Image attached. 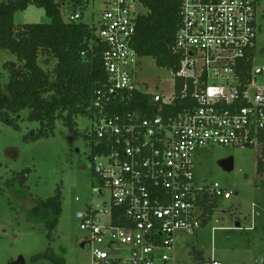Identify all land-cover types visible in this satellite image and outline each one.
Returning <instances> with one entry per match:
<instances>
[{"label":"built area","instance_id":"built-area-1","mask_svg":"<svg viewBox=\"0 0 264 264\" xmlns=\"http://www.w3.org/2000/svg\"><path fill=\"white\" fill-rule=\"evenodd\" d=\"M102 2L97 37L106 48V79L87 117L95 140V192L109 200L77 215L91 264H167L174 262L175 233L195 234L209 200L233 196L221 183L197 176V153L209 145L261 146L264 83L257 78L264 75V60L257 62V38L264 30V0H180L174 48L181 58L179 69H171V96L138 85L144 57L134 37L147 9L139 0ZM69 17L80 19V9ZM178 79L184 83L180 94ZM136 91L150 97L153 110L116 112ZM179 99L182 110H166Z\"/></svg>","mask_w":264,"mask_h":264},{"label":"rangeland","instance_id":"rangeland-1","mask_svg":"<svg viewBox=\"0 0 264 264\" xmlns=\"http://www.w3.org/2000/svg\"><path fill=\"white\" fill-rule=\"evenodd\" d=\"M105 12L102 0H89L84 20L97 25ZM63 17L67 18L65 12ZM44 8L30 4L15 14V24L49 22ZM264 24V20L262 21ZM257 59L264 60V30L259 33ZM48 58L42 54L40 60ZM43 67L53 70L56 59ZM8 61L17 56L0 49V115L6 111ZM138 85L153 93L171 96L172 70L144 57L139 67ZM258 81L264 83V75ZM25 108L11 115L14 124L0 118V264H91L87 232L81 228L78 212L100 205L93 177L95 140L88 117H75L72 133L61 118L52 135L33 139L41 123L30 118ZM261 147L209 145L195 157V171L202 180H214L233 192L230 199H217L210 217L196 235L178 230L174 235L177 264L208 263L212 258L224 264H264V184L257 172ZM228 166V168H226ZM264 177V173L262 175ZM62 190V213L50 235L45 220L31 214L33 207ZM263 246L262 251L258 247ZM50 252L52 257H46ZM172 264V262H170Z\"/></svg>","mask_w":264,"mask_h":264},{"label":"trees","instance_id":"trees-1","mask_svg":"<svg viewBox=\"0 0 264 264\" xmlns=\"http://www.w3.org/2000/svg\"><path fill=\"white\" fill-rule=\"evenodd\" d=\"M147 9L138 17L134 48L140 57H152L164 68L177 71L181 54L175 50L176 35L181 24L180 0H139ZM44 8L49 22L15 24V14L26 10L30 4ZM85 0H0V49H8L17 56V62L8 61L10 72L7 84L6 111L0 118L14 124L11 115L25 108L31 109L30 118L41 123L33 139L48 137L61 118L72 133L75 117L89 116L96 88L106 79L103 66L105 45L97 37V25L84 20ZM81 11V18L71 20L70 15ZM63 12L67 18L63 17ZM48 56L43 63L41 56ZM53 57V70H47ZM183 81L178 79L176 89L180 94ZM181 99L166 110L183 109ZM150 108V109H149ZM153 110L150 97L136 91L129 103H118L116 112ZM261 150L257 172L264 184V132L260 138ZM94 177V176H93ZM62 190L41 200L31 214L45 220L50 235L56 228L62 213ZM218 200H209L208 215ZM46 257H52L48 252ZM63 264V261H56Z\"/></svg>","mask_w":264,"mask_h":264},{"label":"crops","instance_id":"crops-1","mask_svg":"<svg viewBox=\"0 0 264 264\" xmlns=\"http://www.w3.org/2000/svg\"><path fill=\"white\" fill-rule=\"evenodd\" d=\"M214 209H215V207L213 208V210H214ZM209 217H210V215H208V211H207V213H206V218L203 219L202 224H203V223H204ZM202 224H201V225H202ZM200 227H201V226H200ZM197 230H198V229H196L194 235H196ZM173 256H174V254H173ZM174 258H175V256H174ZM212 259H214V258H212ZM212 259H211V260H212ZM215 259H217V258H215ZM211 260H210V261H211ZM218 260H219V259H218ZM171 262H172V261H171ZM208 263H209V262H208ZM208 263H207V264H208ZM157 264H162V263L158 260V261H157ZM167 264H170V262H168ZM172 264H177V263H176V260H174V262H172ZM197 264H206V263H201V262H199V263H197Z\"/></svg>","mask_w":264,"mask_h":264},{"label":"water","instance_id":"water-1","mask_svg":"<svg viewBox=\"0 0 264 264\" xmlns=\"http://www.w3.org/2000/svg\"><path fill=\"white\" fill-rule=\"evenodd\" d=\"M226 168H228V166H226ZM262 247H263V246H260V247H258V249H257V250H258V251H262V250H263V248H264V247H263V248H262Z\"/></svg>","mask_w":264,"mask_h":264}]
</instances>
